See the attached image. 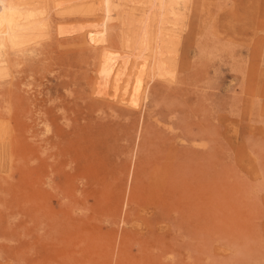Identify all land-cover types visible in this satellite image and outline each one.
<instances>
[{
    "label": "rangeland",
    "instance_id": "obj_1",
    "mask_svg": "<svg viewBox=\"0 0 264 264\" xmlns=\"http://www.w3.org/2000/svg\"><path fill=\"white\" fill-rule=\"evenodd\" d=\"M113 2L12 0L0 264H264V0Z\"/></svg>",
    "mask_w": 264,
    "mask_h": 264
},
{
    "label": "bare ground",
    "instance_id": "obj_2",
    "mask_svg": "<svg viewBox=\"0 0 264 264\" xmlns=\"http://www.w3.org/2000/svg\"><path fill=\"white\" fill-rule=\"evenodd\" d=\"M160 1L161 0H114L113 5L117 6L119 8H122V9H124L126 11H129L131 13H134L139 18L145 20L146 17L155 15V13L158 11V7H159ZM12 8H13L12 0H0V29H3L6 26H8V21L10 20V14L9 13L12 11ZM168 15H170V14H168ZM140 21H139V23H140ZM154 21H155V19H154ZM149 23L147 25H149ZM155 40H153V41H155ZM156 41H158V40H156ZM3 44L6 45L5 43H2V44L0 43L1 52H2V49H3ZM2 54H3V52H2Z\"/></svg>",
    "mask_w": 264,
    "mask_h": 264
}]
</instances>
